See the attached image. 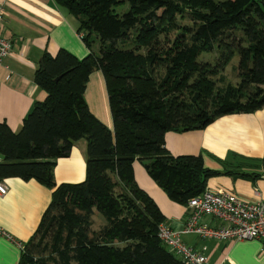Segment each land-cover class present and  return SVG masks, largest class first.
Wrapping results in <instances>:
<instances>
[{"label":"trees","instance_id":"obj_1","mask_svg":"<svg viewBox=\"0 0 264 264\" xmlns=\"http://www.w3.org/2000/svg\"><path fill=\"white\" fill-rule=\"evenodd\" d=\"M53 1L76 17L89 52L44 51L33 78L45 98L19 129L0 121V179L33 178L52 188L17 264H185L159 239L166 216L136 182L133 161L149 158V176L182 205L222 172L204 166L200 154L170 153L164 135L264 104V0ZM93 32L98 53L90 48ZM215 48V63L199 59ZM234 53L232 83L220 72ZM95 69L104 77L112 128L84 96ZM79 138L87 142L85 177L56 184V159ZM95 209L105 218L97 229Z\"/></svg>","mask_w":264,"mask_h":264},{"label":"crops","instance_id":"obj_2","mask_svg":"<svg viewBox=\"0 0 264 264\" xmlns=\"http://www.w3.org/2000/svg\"><path fill=\"white\" fill-rule=\"evenodd\" d=\"M0 5L4 9L0 31L11 40V50L0 64V121L5 120L11 129L17 130L33 103L46 96L33 78L42 53L55 54L63 47L81 57L88 48L77 31L76 17L53 0H0ZM91 80L84 92L89 109L112 128L102 73L96 71L90 86ZM164 139L170 153L200 154L204 166L222 171L208 177L206 186L210 189L227 190L246 201H264V104L253 111L220 115L201 128L168 130ZM86 144L85 138H79L67 156L56 159V184L84 179ZM133 168L139 185L160 205L165 222L181 228L187 217L186 205L171 200L143 167L134 163ZM224 170L252 174L240 176ZM4 181L7 191L0 195V226L11 237L0 235V264H17L21 244L30 239L38 226L50 203L52 188L33 178L9 176ZM204 220L220 224L210 217ZM181 237L194 248L205 245L210 264H264V244L258 238H201L189 232L181 233Z\"/></svg>","mask_w":264,"mask_h":264},{"label":"built area","instance_id":"obj_3","mask_svg":"<svg viewBox=\"0 0 264 264\" xmlns=\"http://www.w3.org/2000/svg\"><path fill=\"white\" fill-rule=\"evenodd\" d=\"M4 18V9L0 5V27ZM82 37V33H79ZM11 50V40L0 31V64ZM7 191V184L0 179V195ZM187 217L181 228H174L163 221L159 224L157 235L167 248L185 264H210L205 253V245L194 248L187 244L181 233H195L201 238L214 239H250L258 238L264 244V201H246L227 190H213L205 187L203 191L191 196L187 201ZM210 217L220 221L211 224L204 220ZM0 235H11L0 226ZM21 247L23 245L21 244Z\"/></svg>","mask_w":264,"mask_h":264},{"label":"rangeland","instance_id":"obj_4","mask_svg":"<svg viewBox=\"0 0 264 264\" xmlns=\"http://www.w3.org/2000/svg\"><path fill=\"white\" fill-rule=\"evenodd\" d=\"M128 7V5L125 3V4H122V5H116L114 7L115 11L116 12H121L123 10H125L126 8ZM180 21V20H179ZM182 21L184 22H187L188 20L185 18L183 19ZM91 40H90V48L98 53L99 51V48H100V40L99 38L97 37L96 33H92L91 34ZM85 44V43H84ZM88 48V47H87ZM88 52H89V49H88ZM87 52V53H88ZM220 48H215L213 51L211 52H202L200 55H199V59L200 60H208L210 61L211 63H215L218 59V57L220 56ZM84 56V55H83ZM80 57V56H79ZM82 57V56H81ZM236 61H237V55L234 53V55H232L231 59H230V62L221 70L220 73H223L225 75V79L226 81H230L232 83L236 82L237 80V77H236V71H235V64H236ZM96 71H100L99 69H95L91 72L89 78H91V82H90V86L93 85V77L96 73ZM102 73V72H101ZM103 76V74H102ZM89 80V79H88ZM88 82V81H87ZM103 82H104V87H105V81H104V77H103ZM220 83V82H219ZM87 87L88 86V83H87ZM106 88V87H105ZM87 89V88H86ZM84 96H85V93H84ZM149 158H142V159H138L136 158L133 162L135 163V165H140L141 167H143L145 169V165L144 163L146 162H149ZM133 163V164H134ZM146 170V169H145ZM147 172V170H146ZM148 173V172H147ZM136 180V178H135ZM137 182V180H136ZM138 183V182H137ZM139 185V183H138ZM140 186V185H139ZM141 188H143L142 186H140ZM144 189V188H143ZM147 193H149L146 189H144ZM149 195H151L149 193ZM151 197L153 198V196L151 195ZM154 199V198H153ZM155 200V199H154ZM156 201V200H155ZM159 202V201H158ZM157 203V201H156ZM160 203V202H159ZM158 204V203H157ZM161 204V203H160ZM158 206L160 207V205L158 204ZM161 208V207H160ZM105 223V218L104 216L99 212L97 211L96 209L94 210L93 214H92V225L91 227L94 228V229H97L98 227H100L102 224ZM49 264H53V263H49Z\"/></svg>","mask_w":264,"mask_h":264},{"label":"water","instance_id":"obj_5","mask_svg":"<svg viewBox=\"0 0 264 264\" xmlns=\"http://www.w3.org/2000/svg\"><path fill=\"white\" fill-rule=\"evenodd\" d=\"M196 126H198V125H196Z\"/></svg>","mask_w":264,"mask_h":264}]
</instances>
